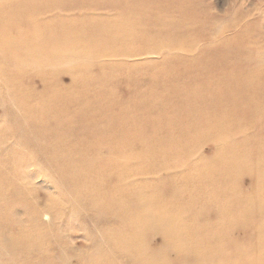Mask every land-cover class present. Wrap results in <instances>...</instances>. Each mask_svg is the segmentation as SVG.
I'll return each mask as SVG.
<instances>
[{"label": "bare ground", "instance_id": "1", "mask_svg": "<svg viewBox=\"0 0 264 264\" xmlns=\"http://www.w3.org/2000/svg\"><path fill=\"white\" fill-rule=\"evenodd\" d=\"M194 1L0 0V82L12 124L0 136L33 150L25 162L5 155L13 146L0 151V264H186L202 255L194 264H264V241L232 250L226 236L236 228L239 241L264 236L248 226L249 218L264 224V32L240 21L243 10L217 24ZM71 52L72 80L47 87L45 107L19 96L33 74L27 61ZM92 63L101 82L149 68V83L130 85L119 109L93 90L90 74L77 92L80 66ZM197 134L218 143L210 151L223 159L217 169L193 162ZM250 138L253 158L242 148ZM36 165L50 181H35ZM241 173L244 186L231 188L228 176ZM138 179L144 185L132 186ZM202 213L213 217L192 220ZM201 228L208 240L196 242Z\"/></svg>", "mask_w": 264, "mask_h": 264}, {"label": "rangeland", "instance_id": "2", "mask_svg": "<svg viewBox=\"0 0 264 264\" xmlns=\"http://www.w3.org/2000/svg\"><path fill=\"white\" fill-rule=\"evenodd\" d=\"M195 5L197 8V11L200 14H207L209 15L213 22L220 24L223 26L225 20H226V16L227 15H231L233 13H235L237 10H243L244 17L240 20L243 23L246 22H251L253 21L254 24L256 25V27L258 28V30L260 32H264V0H195ZM226 33L225 31L220 30L219 35L222 37L224 36ZM197 36V33H195L194 35H192L191 37H195ZM44 38V35H40L38 37L35 36L34 31H33V42L36 41L37 39L40 41V43L42 42ZM251 44H254L251 42ZM61 47V46H60ZM80 48H84L85 46H81L79 45ZM193 52H195L197 49L196 47H193ZM71 56H78V54L76 52H71V54L69 56H64V54L59 55V56H53L52 59L51 58H47L44 59L42 61H38L37 59L39 57H37V59L35 57H33V60H31L30 62L27 61L28 64V69L33 70V74L31 75H26L25 78L23 79L22 82V90L19 93V96L29 100L33 106H39V107H44L46 106V96H47V91L46 88L49 86H56V85H60L62 83L65 82H69L72 80V76L71 72H72V68L74 67V63L70 62V57ZM141 60V58L137 59V61ZM3 61L0 60V65L2 64ZM85 66V65H84ZM84 66H80L81 69V73L79 74V76L76 79L77 85L75 86L77 92H81L82 91V85L85 81L86 78H88V74L94 76L95 78H97V80H94L92 82V88L94 91H99L100 90V94L104 95L105 98H107L108 100L105 101H110L113 102L119 109H122L124 106V102L126 101V97H128L129 95V86L130 85H134L137 84L139 82H143L145 85H147L149 83V75L148 73H151V70L149 68H143V70L139 71L138 73H134L131 77L127 78L126 76L119 74V75H112L111 77H108L105 75L106 77V81L105 82H101L99 81V73L97 72V63H92L90 66L85 67ZM84 67V68H83ZM2 78V72L0 71V80ZM138 89H136L137 92ZM159 91V90H158ZM103 92V93H101ZM7 93H8V87L4 84H2L0 82V127H4L6 130L10 129L12 127L11 124V120L10 119H6L4 116V111H3V103L6 102L7 99ZM41 103L43 104L41 106ZM49 123H52V120L49 121ZM153 123H155V121H153ZM73 130V129H72ZM75 131V130H73ZM73 131H69V132H73ZM19 134H22L21 132ZM0 151L4 154L10 147H14V150H12L11 152L5 153L6 156H9L10 153H12L14 151V155L11 156V158L13 159H19L23 162H25L30 156L33 155V150L30 149L29 147L23 146L21 143H19L17 141V137L14 139L12 136H7V134H3L2 136H0ZM17 142L18 145H16L14 142ZM130 143V147H131ZM258 144V142L256 141V139L254 138H250L249 140H247L246 142L242 143V148L245 151L249 152V155L251 156L250 158H253L256 156V153L253 152V148L256 147ZM189 146L192 148L193 150V158L196 159V161H193L194 163H197V160L199 162L202 161H206L208 162L205 167L211 171L213 169H217L218 167H220L222 165L221 162H223V159L217 154L216 157H212V155L210 154V151H212V149L216 146H218V143H216L214 140H212L209 136H202L201 134H197L196 137L192 138L189 141ZM129 147V146H128ZM125 148H127L125 146ZM250 151L252 153H250ZM133 154L134 156L136 154H138V150H133ZM49 156V155H47ZM201 156H204L203 160H200L199 158ZM26 157V158H25ZM25 158V159H24ZM105 158V157H103ZM107 158V157H106ZM22 168H23V163L21 164ZM33 170H35L38 174H37V178L35 179V181L39 180V179H43L45 181H50L51 179V174L48 172V170L46 168H43L42 171H40V169L38 168V166L36 165L35 167L33 166ZM165 173V177L161 176L159 174V176L161 177L159 179V182L161 180H163L164 178H167V173ZM218 174V172L216 173H212L213 176H216ZM150 175H158L156 172L154 173H150ZM173 176V175H172ZM173 177H176V174H174ZM246 177H248L247 174L245 173H241L236 174V175H231L228 176L227 179V184L233 188V189H237L238 186H244L243 182L246 181ZM165 180V179H164ZM163 180V181H164ZM162 181V182H163ZM143 181L141 179H138L137 181H134L132 184V186L134 187H141V183ZM167 185L165 184L164 187L166 188V186H168L169 188L173 189L176 191L175 185L172 183H168L166 182ZM172 184V185H171ZM144 185V182L142 184V186ZM61 187H65L64 189H68L70 188V184L67 182H63L60 184ZM163 186V185H162ZM131 187V186H130ZM168 188V190H166L167 192L170 191ZM42 190V189H41ZM52 190V189H51ZM88 189H86L85 187H82L80 189V195H87L88 194ZM42 194V193H41ZM40 194V195H41ZM52 198L54 197L57 200H60L61 198L64 199L58 192H52L49 194ZM69 198H71V195H68ZM177 199L173 200V203H178V204H182V199H180L178 196L174 197ZM135 205V203H133ZM131 205V204H130ZM188 208L191 209V206L188 205ZM197 207H195L194 210H196ZM204 214L203 216L199 215V217L194 218L192 220L197 221V222H204L207 221L208 218H212L213 216L210 213H202ZM256 215V214H255ZM80 216L82 218H87L88 217V212H81ZM258 217V215H256ZM261 217V215H260ZM264 218V216H262ZM259 219V217H258ZM264 220V219H263ZM45 221V220H44ZM199 227H201V224H198ZM87 226V225H86ZM248 226H250L249 229L251 230H255L258 227H262L264 229V224L259 222L257 220H254L253 218H249L248 219ZM112 227H117L119 229H121V223L114 221L113 226ZM64 234H68L70 235L72 232L73 234L76 233H80V231H76V229L74 230H69V231H65V228L62 227ZM242 230H239V228H236L233 231H227V240H228V244L230 246V248L232 250H235V243H239L240 246H242L245 250L248 249V247L250 246V241L253 240L254 242H262L264 240V236H255V234L250 235L249 237H247V242H244L242 240H237V238L239 239H244L245 237L242 236L241 233ZM205 231L202 230L201 228V233L197 236L193 235V239L196 242H201L202 240H204V238L206 240H208L207 237H205V235L202 236V234ZM78 247H80L82 245L81 241H84V239H79L78 237ZM235 241V242H234ZM154 240L150 241L147 238L143 240V242H141V245H144L146 248L147 247H152V245H154ZM185 242V241H183ZM190 243V242H189ZM188 242L185 243V245L189 244ZM237 247V246H236ZM247 247V248H245ZM197 248L200 247H196L193 246L192 249L190 251H195ZM190 251L185 252L186 254H190ZM171 254V253H169ZM205 262V257L204 255L199 256L195 259V262ZM195 262H193L192 260H190L189 263L186 264H194Z\"/></svg>", "mask_w": 264, "mask_h": 264}]
</instances>
